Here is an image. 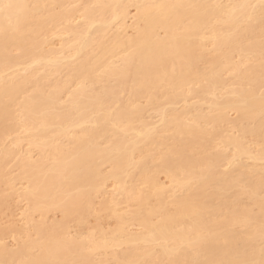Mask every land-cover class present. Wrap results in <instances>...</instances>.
I'll return each instance as SVG.
<instances>
[{"label":"bare ground","instance_id":"bare-ground-1","mask_svg":"<svg viewBox=\"0 0 264 264\" xmlns=\"http://www.w3.org/2000/svg\"><path fill=\"white\" fill-rule=\"evenodd\" d=\"M4 2L21 7L0 11V147L22 128L30 134L29 146L43 157L34 161L29 149L28 157L18 161L23 153L17 152L22 165L18 179L28 183L25 219L36 223L31 226L37 238L25 235L12 251L1 233L0 264H104L107 259L97 262L95 255L111 249L117 250L112 256L116 264L142 258L173 264L259 262L264 168L255 164L264 162V146L256 155L244 139L254 137L264 145L260 0H91L92 7H85L87 2L80 9L85 21L79 27L70 22L80 14L81 0ZM129 6L137 10L134 34L117 27L110 37L114 24L128 18ZM249 15L254 17L251 23L245 19ZM59 23L78 42L73 53L65 51L66 45L62 51L45 50ZM210 39L215 51L209 59ZM234 53L243 60L233 62ZM250 55L255 63L243 71ZM230 65L235 78L251 87L230 89L221 98L217 93L226 88L223 71ZM38 67L45 74L39 75ZM63 70L66 80L51 78ZM74 82L77 88L63 100ZM201 95L214 97L211 113L187 104L190 96ZM143 99L159 122L144 120ZM180 103L185 104L182 111L177 109ZM229 111L238 113L237 122L229 119ZM230 121L239 127L240 137H225L221 126ZM216 138L233 152L211 153ZM7 150L0 149V154L12 156ZM245 156L254 161L252 167L243 163ZM5 157L0 186L9 181L4 180ZM106 165L111 170L104 173ZM161 174L173 188L161 184ZM110 180L120 196L114 192L112 200H104L101 212L116 219V229L71 236L70 220L85 225L96 210L95 198L106 193ZM121 196L122 204L117 199ZM243 198L250 204L244 205ZM2 200L0 191V205ZM120 204L135 208L126 216ZM53 211H61L63 218L49 225L46 218ZM35 214L41 216L39 222H34ZM131 226L141 231L131 233Z\"/></svg>","mask_w":264,"mask_h":264},{"label":"rangeland","instance_id":"rangeland-1","mask_svg":"<svg viewBox=\"0 0 264 264\" xmlns=\"http://www.w3.org/2000/svg\"><path fill=\"white\" fill-rule=\"evenodd\" d=\"M171 1L177 2L178 0H171ZM223 1H225V0H223ZM87 2H88V5L85 4ZM90 2H91V0H81L80 3H83V4H81L82 7H79V8L77 7L79 9L78 11H81V12H80V14H79V12L76 13L77 14V15L75 14L76 16L74 15V17H73L74 21L72 20V22H70V24L73 23L76 26L78 24V27L81 26V24L85 21V19H84V21H82L83 18H84V13L85 12H84V10H80V9L84 7L83 6L84 4L86 5L85 7H87V6L88 7L89 6L92 7L90 5ZM80 3L78 2L77 6ZM74 5H72L70 7L68 5V6H65V8H67V7H69L68 9L73 8V7L75 8L76 5L75 6ZM92 5H94V4H92ZM85 7L83 9H85ZM134 7L133 6H129L128 7L129 8L128 9V18L125 21H123V22L122 21H118V22H116V24H114V26H113L114 29H113V32H111L110 37L114 34L115 30H118V28L120 30H123L124 28H126L127 29V33H129L128 35H133L134 34L133 25L135 23L136 16H137V10H136V7L135 8ZM60 24H61V26H60ZM70 24H67L66 26H68ZM63 25L64 24L59 23V27L58 28L56 27L55 29H53L52 32L49 34L50 37L48 39V44H47L45 50L48 48L47 51L48 50L50 51L49 48H53L54 51H62L63 49H65V45H66L67 47H66L65 51L67 50L66 52L71 51L73 53V51H74L73 47H75V44L78 43V42L76 40H74V36L73 35L70 36V34L66 33L65 25L64 26ZM75 25H73V26H75ZM122 25H124V27ZM62 27L65 30V32L63 31ZM54 32L57 33V34L55 35ZM161 35H163L162 31H161ZM53 37H54V39H53ZM206 37H209V35H207ZM51 38H52V40L50 42ZM72 39L74 41H71ZM262 39H264V33L261 34L260 41H262ZM66 41L68 42L69 46L67 44H65ZM209 41L207 42V58L210 59L212 57V54H214L213 52L215 50H214V45L212 43L213 40L210 39ZM50 43H51V46H50ZM62 47H64V48L62 49ZM95 51L98 54V49L97 48H95ZM14 55L15 56L18 55L16 51L14 52ZM123 55L124 54H122L121 56H123ZM121 56H119V59H120ZM207 58H206V60H207ZM117 60H118L117 58L112 59V61H117ZM242 60H243V58L240 55H238V53H234L233 62L238 63V62H240ZM254 63H255V57L253 55H250L247 58L246 62L244 63V65L242 67V70L243 71L246 70V68H248L249 66L253 65ZM205 67H207V65ZM36 69H39L38 70L39 71V75H41V74L43 75L44 69L41 70V68H39V67L36 68ZM224 70L225 71H223L224 72L223 79L226 81L225 83L227 85L225 86L226 88L221 89L219 91V93H217V95L219 97H221V98L225 97L226 94H227V91L230 90V89H248V88L251 87V85L247 84V81L239 80L238 78H235L236 77V75H235L236 73H235V71H234V69H233V67L231 65L226 67ZM67 76H68V72L66 70H63V71H61L59 73L52 74L51 78L54 79L55 81H56L55 78H57L58 81H61V80H66ZM51 81H53V80H51ZM74 83H75V85H73ZM74 83L69 88V90H67V92H65V94H63V96H62L63 100H66V101L69 100V99H67V98H69L68 96L70 95L71 92H73L77 88V86H76L77 83L76 82H74ZM48 84L49 83H46V85H48ZM50 84H52V83H50ZM47 89L49 90V88H47ZM125 98H127V95L125 96ZM213 99H214V97H212L211 95L210 96L209 95H201L199 97L190 96L187 104L197 105L198 107H200V110L202 112L208 113L209 110L211 111V109H213V108H209V105H210V103H211V101ZM139 104L141 106H143V107H147V112L144 113L145 114V116H144L145 117V119H144L145 121L154 122V123L159 122V119H160L159 115L155 112V110H153V107L149 105L147 100L143 99V100H141L139 102ZM184 105H185L184 103H180L179 106H177V109H179V111L184 110V108H185ZM16 109H17V111H19V107H15L14 108L15 116L17 114L18 117L17 116L16 117L19 118V119H17L18 122L19 123H23L24 120L21 119L22 116L19 117L20 114H21V111H19L20 113L19 112L16 113ZM214 111L215 110H213L212 114H215ZM209 113H211V112H209ZM228 114H229L228 115L229 119L231 121L237 122V120L239 119L238 113L235 112V111H231V112L229 111ZM231 121L228 122V124L226 123V124H223L221 126L222 130H226L224 132V134L226 133L225 137L227 135L232 136L234 138L240 137L241 132H239L240 131L239 127L238 128H235V126L232 127V123H234V122H231ZM18 122H16V123L18 124ZM211 127H212V125H211ZM209 129H211V128H209ZM220 130H221V128H220ZM26 136H27V138H28V136L30 138V134L25 132L24 129L22 130V128L21 129L17 128L16 131L14 130V132L5 139L3 145H1V147L3 146L4 148L0 147V149H5V147H6V150L10 149L11 151H13L12 156L11 155L8 156L9 158L6 156L7 159L2 153H1L2 155L0 154L1 157L3 156L7 160L6 166L3 164L4 167H6L5 168L6 173L4 172V174L7 175V176L4 177L5 178L4 180H6V181L9 180L12 183V187L8 183L9 181L7 182L8 185H7V183H1V186H0V191H1L2 199H3L2 200V204L0 205V234L2 233V238H3L2 241L12 251L17 250L18 246H19V243L26 240V236L25 235L29 234L31 239H36L37 238L36 230L34 229L33 226H31L34 223L27 224L28 222L25 219L26 218V214L25 213H26V211L29 208V203H28L27 200L24 199L23 194H24L25 188L27 189L28 183L26 181H24V180H21L20 177H19L20 180L18 179V176L21 174V172H20L21 168L20 167L22 165H19L17 163H18V161H21L23 158H27L28 157L27 153L28 152L30 153L31 149L34 150V151L32 150L33 152L31 151V153H30V156L32 155L34 161L39 160L40 157L42 158L43 156H42V153H41V155L39 154V152H40L39 149H38L39 150L38 151L36 148L34 149L32 146H31L32 148L29 146L30 144H28V141H27L29 138L26 139ZM16 139L17 140L19 139V144L17 143L18 145H15ZM216 139L217 140L213 141V144L215 143L214 147L212 149H210L211 153H216L218 151L219 152H223V150L227 151L229 154L233 152V151H231V150H233L232 146H231L232 148L231 147L227 148V145L225 147H223L225 143L224 144L221 143L222 141H220V140L224 139V138L220 137V140H219V138H216ZM244 140H245L247 146L251 149L252 152L253 151L257 152V153H255L256 155L258 154L259 151H262V148H263L264 145H263V142H261L259 139L248 136ZM20 141H21V143H20ZM29 141H30V139H29ZM225 141L226 140H224V142ZM64 143L67 144V142H65V141H64ZM17 152H20V154L23 153L22 155H20V159L17 158L18 154H19ZM46 156H47V154H46ZM247 158H248V156L244 157V159L242 160L243 163L246 166L252 167V165L254 164V161L251 160V158H248V159ZM0 161L2 162V158L0 159ZM3 162H4V159H3ZM255 165L256 166L259 165L260 168H264V162L259 161V162H256ZM228 167L229 166H226V167H224V169H226ZM102 170H103L104 173H107V172H110L111 167L109 165H106V166H104V168ZM159 178H160L159 180H160L161 184H163L164 187L168 188V190H170V188H173V186L171 185V183L169 182V180L166 178L165 175L161 174ZM129 186H131L130 183H129ZM115 188H116V185H115V182L113 180H110L109 182L106 183V189H105L106 193L104 195H100L99 197L95 198L94 202H95V209L96 210H94V213H91V215H89L87 217V221H85L86 222L85 225H80L79 222H77L75 220H70L68 227H69V231H70L71 236L79 237L80 235H82L84 237V236H87L88 234H96V236H98V234H99V232L101 230H104L105 232H111V231H114L116 229V227H117L116 219L109 218V217H107L105 215V212H101L102 211L101 209L103 208L102 203H103L104 200L105 201H106V199H107V201H108V199L112 200L113 196L111 197V195L114 192L116 193V194L114 193L116 196L119 195V193L117 194V191H115ZM115 195H114V197H115ZM122 197L123 196L117 198L118 201L120 200L119 201L120 203H121V201H124L122 199ZM119 198H121V199H119ZM171 198L172 197L170 196L169 199H171ZM169 199L167 200V202L169 201ZM170 201L168 202V204H171ZM242 203L243 204L245 203L244 205H246L248 203L250 204V201L248 199H246V198H243V202ZM121 206L123 207V208H121L122 209L121 212L124 215H126V216L130 213V211H132L135 208L134 206L127 205V204H123ZM62 218H63V216H62L61 211H53L50 214H48L46 219H48L47 222H49L48 224L50 225V224H53L54 222L56 223V222L61 221ZM40 220H41V216L39 214H35L34 222H39ZM34 225H36V223ZM130 230L132 231L131 233H133V232H138L139 233L141 231V228L139 226H131ZM76 234H78V235H76ZM124 249H126V247H124ZM115 252H117V250H112L111 249L110 251H107V252L103 250L101 252H98V255H95V259H96L97 262L107 259V262L104 263V264H116L114 262L113 258H112L113 254Z\"/></svg>","mask_w":264,"mask_h":264},{"label":"snow or ice","instance_id":"snow-or-ice-1","mask_svg":"<svg viewBox=\"0 0 264 264\" xmlns=\"http://www.w3.org/2000/svg\"><path fill=\"white\" fill-rule=\"evenodd\" d=\"M21 7L20 5H16L10 2H4V0H0V11L4 12H10L11 10ZM158 7L164 8L166 6L164 5H159ZM241 8H252L255 9L257 6L256 5H241L239 6ZM259 11H260V17L262 23H264V0H260L259 4ZM246 22L251 23L254 20V17L249 15L246 16ZM17 30H19V24L17 25ZM261 67L262 70H264V39H262V62H261ZM261 119L264 121V84H262L261 87ZM261 234H262V249H261V259L259 262H256L255 260H245V261H233L229 262V264H264V228L261 229ZM151 255H155V250L153 249ZM52 264H65L63 261H55L52 262ZM123 264H173L172 261L169 260H163V259H147V258H142V259H136V260H131V261H125Z\"/></svg>","mask_w":264,"mask_h":264}]
</instances>
